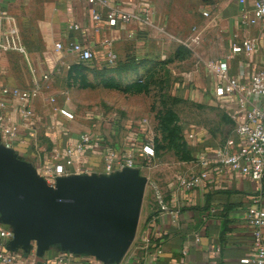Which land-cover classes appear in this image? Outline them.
<instances>
[{"label":"crops","instance_id":"1","mask_svg":"<svg viewBox=\"0 0 264 264\" xmlns=\"http://www.w3.org/2000/svg\"><path fill=\"white\" fill-rule=\"evenodd\" d=\"M148 2L154 10L149 25L141 22L139 5H126V9L136 14L129 24H120L114 30L95 33L92 13L98 9L104 15L107 13V9H103L99 2L3 0L4 9L19 23L26 53L0 52V87L29 88L36 84L40 87L26 101L11 95L0 96V114L3 116V124L15 130L10 138V148L19 158L32 163L42 177L51 163V155L63 151L80 136L70 131L73 129L66 124L67 119L59 111L64 107L71 110L68 106L70 98L66 97L73 89L84 90L85 83H90L86 84L88 86L99 83L105 85L107 82L103 79L107 80L105 76L108 74L121 79L128 73V70L122 73L105 70L108 65L96 60L81 62L74 54L57 49L56 43L59 41L85 42L100 54L104 36H113L119 60L125 61L128 56L143 59L137 55L140 54L137 40H146L149 35L155 37L177 15H187L186 21L192 20L195 23L190 36L197 39V44H202L204 60L224 59L231 52L234 42L249 36L254 39L256 51L251 57L243 54L232 57L230 74L238 81L248 82L258 70L259 61L264 56V28L258 25L243 26L240 18L241 11L251 8L253 0ZM207 12L208 15H205ZM73 24H79L80 28H72ZM153 28L156 32H153ZM130 32L133 33L131 37ZM46 75H49L48 80H45ZM118 83L121 84L120 80ZM182 83L176 86V98L186 101L202 97L199 96L200 90H193L191 85L186 87V83H189L186 77ZM210 84L214 100L225 102L234 114L237 125L241 120L237 96L219 99L214 94L213 75ZM195 85L201 90L206 86L201 79L196 80ZM58 97L59 100L62 99L61 103ZM256 99L257 102H264V97ZM24 104L32 107V116L26 118L22 115ZM97 130V127L88 130L93 132L96 144L81 154L76 168L86 166L91 170H101L106 152L113 150L121 157L126 151L124 146L128 150L130 143L126 139L121 141L120 138L112 145V138H105ZM235 135L234 131L233 136ZM225 142L226 140L219 142L210 136L198 137L194 141V162L187 172L201 171L200 156L215 157L216 150ZM253 205L264 209V177L255 181L238 171L226 169L220 172L214 169L194 188L181 186L172 191L171 197L161 208L148 207L143 221L142 216L141 222L139 220L134 242L145 247L143 240L149 236L150 249L139 247L127 262H124L123 257L119 262L111 264H142L144 261L147 264H243L241 259L252 255L253 251L252 228L247 216ZM175 213L178 214L177 220ZM5 229L13 232V228L0 219V232ZM11 239L12 237L0 236V249L3 244L7 246ZM157 248H161L160 254L155 252ZM15 252L24 264H61L62 256H67L66 262L62 264H89L95 260L93 255H70L71 252L64 251L59 245L51 246L42 256L37 254L34 243L28 250L20 247ZM98 264L107 263L101 261Z\"/></svg>","mask_w":264,"mask_h":264},{"label":"rangeland","instance_id":"2","mask_svg":"<svg viewBox=\"0 0 264 264\" xmlns=\"http://www.w3.org/2000/svg\"><path fill=\"white\" fill-rule=\"evenodd\" d=\"M186 19L187 15H177L155 37L137 40V55L143 57L138 69L128 70L121 79L105 76L121 84L85 83L84 90L73 89L66 97L70 98L68 106L74 114L73 119L66 118V124L74 134L97 127L102 136L112 138V145L120 138L128 143L154 141L156 156L141 170L149 182L140 222L148 207L161 208L172 191L181 187L179 177L185 176L194 162V141L198 137L210 136L223 142L236 129L230 108L224 101L214 100L209 67L213 59L204 60L202 44L188 40L195 23ZM185 77L189 82L186 87L200 90L202 97L186 101L175 97L176 86L182 85ZM194 77L206 84L202 90L195 85L198 79Z\"/></svg>","mask_w":264,"mask_h":264},{"label":"built area","instance_id":"3","mask_svg":"<svg viewBox=\"0 0 264 264\" xmlns=\"http://www.w3.org/2000/svg\"><path fill=\"white\" fill-rule=\"evenodd\" d=\"M95 4L99 2L103 9H107L104 15L100 9L92 13L93 29L95 33H102L106 30H114L118 25L129 24L136 14L126 5H139L141 7V22L149 25L154 13L153 6L148 0H88ZM208 15V12L205 13ZM243 26H260L264 28V0H253L249 9H244L240 13ZM79 29V24L71 26ZM129 36H133L130 32ZM115 38L104 36L102 42V52L97 54L90 44L79 41H59L56 48L65 50L77 56L81 62L98 61L108 66H115L119 61V56L115 50ZM189 41L198 43L197 39L189 36ZM256 51L254 39L246 36L239 42H234L231 52L224 59L210 61L209 67L215 79L214 94L217 98H227L231 95L237 96V103L241 112V120L237 122L235 136L226 140L225 144L216 150L215 157L206 155L200 156L202 170L190 172L179 177V183L185 188H194L202 180L206 179L212 170L217 169L223 172L226 169L238 171L255 181H260L264 177V102H257L256 98L264 97V56L259 61V68L256 70L248 82H241L232 78L230 74V59L236 55L243 54L251 57ZM0 52H21L26 53L23 43L22 33L17 19L6 11L3 7V0H0ZM49 75L45 76V80ZM39 84L29 88L0 87V96L11 95L24 101L31 99L39 89ZM1 106V104H0ZM67 119H73L74 114L67 108L59 110ZM21 113L24 117L34 114L29 104H24ZM15 134V130L3 124V116L0 114V140L6 147H11L10 138ZM92 131L80 134L77 141L69 143L63 150L54 152L51 155V163L46 168L43 178L47 184L54 186L60 176L73 174H111L120 171L125 167L138 168L140 171L151 163L156 156V145L153 140L145 142L135 141L129 144L128 150L121 157L113 150L104 155V164L101 170H91L86 166H78V158L85 150L96 144ZM194 137L193 133H190ZM249 225L252 228V255L241 259L243 264H264V209L253 205L248 213ZM177 220L178 214L174 215ZM1 237H12L11 230L0 232ZM150 237L143 240L145 247L133 242L126 255L124 262L130 260L132 253L140 248L150 249ZM157 254L162 252L161 248L155 250ZM72 255V253H69ZM67 256H62L60 262L65 263ZM101 261L95 258L89 264H98ZM0 264H24L23 260L13 250L3 244L0 249ZM142 264H147L145 261Z\"/></svg>","mask_w":264,"mask_h":264},{"label":"water","instance_id":"4","mask_svg":"<svg viewBox=\"0 0 264 264\" xmlns=\"http://www.w3.org/2000/svg\"><path fill=\"white\" fill-rule=\"evenodd\" d=\"M149 180L138 168L60 176L47 184L30 162L0 140V219L13 228L10 250L39 256L59 245L74 254L119 262L133 244Z\"/></svg>","mask_w":264,"mask_h":264},{"label":"trees","instance_id":"5","mask_svg":"<svg viewBox=\"0 0 264 264\" xmlns=\"http://www.w3.org/2000/svg\"><path fill=\"white\" fill-rule=\"evenodd\" d=\"M142 60L143 59H140L136 56H128L125 61L119 60L115 66H106L105 70H117L119 73H122L123 71L125 72L127 70H136L139 67L138 62L140 65ZM103 80L107 82L106 83L107 85H111V84L118 85L119 84L118 82H115V81H107L105 79Z\"/></svg>","mask_w":264,"mask_h":264}]
</instances>
